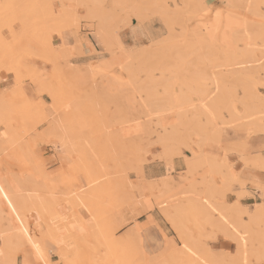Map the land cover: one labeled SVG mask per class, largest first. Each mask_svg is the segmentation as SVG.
<instances>
[{
    "label": "rangeland",
    "instance_id": "rangeland-1",
    "mask_svg": "<svg viewBox=\"0 0 264 264\" xmlns=\"http://www.w3.org/2000/svg\"><path fill=\"white\" fill-rule=\"evenodd\" d=\"M164 1L168 7H170L169 2L172 5L180 3L179 0ZM199 1L202 3V0ZM213 2L217 5H213L216 8L230 4L224 0H214ZM109 3L110 0H0V76H12L11 85L19 76L22 84L28 81L35 87L38 96L46 94L52 103L49 106L41 101L29 103L23 88H17L13 92H6L4 86L0 88V125L3 127L0 129V156L15 157L16 153H20L23 159L19 161L20 165L17 168L25 174L22 176L16 174L4 167L1 161L0 170L19 182L24 194L32 196L30 199L50 203L62 202L67 205L66 212L59 210V232L61 233L59 235L63 243L70 246L69 251L73 252V254L71 252L68 255L66 264H205L206 261L208 264H215L217 260L231 261L233 257H236L238 245H235L232 252L217 251L212 248L213 251H209L208 238L214 239L217 235H222L224 238L233 241L234 244L236 243L232 228H237L239 231L248 224L249 216L246 210L252 211L256 207L264 206V194L260 192L258 187L261 183L255 177L243 179L242 182L244 186L249 183L255 190H258V195L262 200L255 202L251 209L248 207L243 209L245 206L240 202L237 203V199L232 202L224 200L220 188L222 187L221 173H211L205 176L210 180L209 186L200 183L203 175H195L194 190H192L193 188L188 184V178L191 175L185 171V176H180L177 180L182 184L181 189L167 201L157 204L159 214L165 223H161V227L157 225L141 227L139 238H136L131 232L132 227L138 222L135 219L124 232L118 231V228L125 224L128 219L125 214L133 215V210L137 205L140 204L143 211L152 209L148 202L129 196L131 194L129 193L131 191V187L128 185V183L130 184L129 180L110 175L86 176L84 187V185L73 184L71 178L66 177L60 181V185L64 188L63 191L59 192V180H57L58 183L54 182V187H50V189L47 187V183L53 178L48 179L45 175L55 177L59 172L55 175L44 172L43 169L54 160L50 158L47 161L37 159L34 153L39 150L36 147L41 144L48 145L52 151L59 152L60 138H65L72 144V151H75L78 146L69 137L68 130L65 127L62 128L59 122V53L57 52L59 47L52 44L53 35L59 34L62 29L80 27V21H85L84 27L93 28L94 31L100 18L106 15L105 12H107L106 8L109 7ZM230 5L233 7L224 8L223 11L230 12L249 26L256 25L253 28L254 31L255 29L257 31L259 26L264 27V0H235L234 4ZM166 17L173 16L168 13ZM175 26L179 28V25L173 24V30L177 33ZM240 33L241 35L246 34L244 31ZM260 44H262V39L255 37L254 45ZM237 45H240V42H237ZM164 60L163 63L168 68L175 65V62L170 59ZM46 65H49L51 69L47 71ZM252 66V77L254 78L252 82H254L258 94L263 97L264 92L261 91V88L264 86L258 82L259 79H264V70L259 67L255 70V67ZM14 67L17 72H15ZM7 69H11V71ZM221 70L222 76L230 73L227 67H223ZM140 73H143L145 77V73L140 71L138 78ZM253 73L255 74L253 75ZM154 76L160 77L159 71L155 70ZM164 76L174 82L172 83V90L177 91V84L180 79L175 73L166 72ZM144 77L139 79L143 80ZM200 80L209 92L214 90L207 77ZM233 81L229 78L225 82L228 87L233 89L239 99L242 90L237 82ZM156 91L161 93L162 90L158 86ZM237 107L241 111L240 105L237 104ZM70 111L72 110L70 109ZM220 111L223 116L225 115L224 117H227V112L223 108H220ZM217 123L219 124V121ZM39 125H45V128L38 129ZM61 125L64 124L61 123ZM260 125H264V118L260 121ZM80 131L83 132L84 129H80ZM117 134L123 139L119 134V129ZM251 134L256 133L247 131L246 137ZM155 136V134L149 135L147 140L151 141L149 144H146L147 141L144 143L142 139L128 141L133 142L137 148L141 146V143H144L143 153H146L152 145L158 147L156 143L152 142ZM80 140L82 146L91 148L90 138L86 135L81 133ZM189 141L194 143L192 146L188 144L191 154H199L203 151L202 148L198 147L195 136L191 135ZM180 147L183 146L178 148L180 149ZM144 157L146 155L139 158L136 164L138 165ZM236 173L238 175V172ZM34 177L38 179L35 180ZM216 178H218L217 181ZM235 185L236 188H239L233 181L230 184L231 192L236 190ZM84 188L85 191L82 192L81 189ZM157 189L158 186L154 187V190L157 191ZM195 193L199 197H196ZM81 200L85 202L84 208L80 207ZM233 204H239L238 206L243 207L241 212L240 208L237 212L233 211L231 207ZM58 206L59 204H56L55 207ZM54 209L52 210L53 215L57 211ZM80 210L86 211L89 216L83 217ZM225 210H227L226 216L223 215ZM147 220L151 222L149 219ZM225 220L228 221L227 224L224 223ZM113 227L116 233H120L115 241L111 239ZM263 228L264 222L259 221L253 229V235L255 234L254 231L263 230ZM62 229L64 231H61ZM142 233L143 235H141ZM124 234H132L137 241L142 238L143 243L137 242L135 246L130 247L128 240L120 239V236ZM241 235H243V231ZM105 240H108L109 243L105 244ZM248 241V260L250 264H253V262H258L254 251L259 242L253 236ZM185 245L191 251H186ZM6 252L7 260L16 259L14 246L7 247ZM57 253L58 249L55 251V254ZM225 253L231 255H225ZM142 254L150 257H148L150 259L148 263L147 258H144ZM238 259L242 260L243 256L241 255Z\"/></svg>",
    "mask_w": 264,
    "mask_h": 264
},
{
    "label": "bare ground",
    "instance_id": "bare-ground-1",
    "mask_svg": "<svg viewBox=\"0 0 264 264\" xmlns=\"http://www.w3.org/2000/svg\"><path fill=\"white\" fill-rule=\"evenodd\" d=\"M224 1L234 4L235 0ZM179 2L168 7L164 0H110L109 7L106 8V15L100 18L94 28L95 34L111 57L125 53L127 62H136L135 64L129 62H126L127 64L125 62L95 64L91 65L90 69L104 75L107 78V88L116 89L115 93L121 95L122 104H125L128 112L127 119L119 128L120 136L126 140L142 139L145 143L150 134L156 135L152 142L160 147V152L158 154L151 153V157L162 159L167 173L157 179L148 180L145 178L141 166L149 160L146 156L136 167V172L139 175L138 180L136 178L135 183H128L129 187L133 189V193L131 192L129 196L148 202L150 207L167 201L181 189L182 184L174 181L171 177V159L180 154L179 146L189 148L188 140L191 135L197 138L198 147L203 148L208 142L216 143L220 140L218 138L223 133V127L236 126L249 133H264V125H260V121L264 118V96H260L255 89L251 68L252 65H255L252 66L255 67V70L257 67L264 70V27L259 26L257 31L256 29L254 31L253 28L256 25L249 26L228 11H223L221 19L217 22L214 14L206 16L197 7L201 3L199 0H179ZM120 13H123L122 16ZM168 13L173 17H166ZM229 14H231V20L228 18ZM132 16L136 21L143 20L144 23L136 22L137 25L143 27L151 18H157L161 22V27L157 34H150L148 45L137 46L136 49L131 50L123 48L118 31L131 24L130 17ZM173 24L179 25L180 29L177 33L173 30ZM146 30L147 28L145 32ZM242 31L246 34L241 35ZM255 37L262 39V44L254 45ZM237 42H240V45H237ZM114 48L118 49L117 54ZM257 56L259 57L257 58ZM256 58L257 60H255ZM164 59H170L175 62V65L168 68L163 63ZM114 66L126 72L125 80L120 81V77L113 74ZM223 67H227L230 71L229 75L222 76L221 69ZM155 70L159 71L160 77L154 76ZM140 71L145 73L143 80L138 78ZM166 72H174L180 79L177 91L172 90L174 82L166 79L164 76ZM204 77H207L213 86L212 92L203 86L200 79ZM229 78L231 81L237 82L242 90L239 99L225 82ZM233 82L232 85H234ZM258 83L264 86V79H259ZM16 84L17 79L13 85L5 84L4 88L13 92L17 89L14 88ZM158 86L162 90L161 93L156 91ZM237 104L242 108L241 111L238 110ZM220 108L227 112V117L222 115ZM140 116H144V121ZM75 118L82 123V116ZM82 124L84 125V123ZM244 140L246 139L244 138ZM149 142L151 143L149 140L146 144ZM242 147L243 145L240 144V151H243ZM72 149V144L68 140L59 139V151L68 153ZM245 156L253 167H261L260 153L252 157H249V154ZM184 164L186 166V170H184L191 175L188 178V184L193 188L192 190H194L195 175H203L200 183L209 186L210 180L205 176L211 173H221L222 196L225 197L227 192H231L230 184L234 181L233 172L235 169L230 171L226 168L224 156L218 161L212 155L209 156L201 151L199 154H191L186 157ZM243 165L245 166L244 162ZM199 169L201 170L198 171ZM59 174L61 173L55 177L45 175L48 179L53 178L47 183L49 189L54 187V182L59 180ZM157 186V191L152 193L154 187ZM0 189H2L0 191V253H2L0 264L8 261L5 257L7 247H16L18 244L31 247L28 245L27 237L20 231L21 227L27 230L34 242L41 244L43 238H48L56 246L58 253H63L67 259L72 251H69L70 246L65 245L59 235V206L55 207L59 203L30 199L32 196L24 194L19 182L1 170ZM194 195L199 197L197 193ZM238 205H231L232 210L237 212L240 208L241 212L243 207ZM52 208H55L54 211L57 210L54 215ZM245 208L247 206L243 209ZM246 211L249 221L242 227L243 234L246 232L248 240L253 236L259 242L254 251L255 257L259 261L264 253V228L254 231V235L253 229L259 221L264 222V206L261 205L252 211ZM226 214L227 210L223 211V215L226 216ZM146 219L154 221L151 214H147ZM142 226L144 225L136 222V225L132 227L131 232L136 238H139ZM142 255L147 258L148 263L150 257ZM33 257L36 258L34 250ZM40 264L43 262L40 261Z\"/></svg>",
    "mask_w": 264,
    "mask_h": 264
},
{
    "label": "crops",
    "instance_id": "crops-1",
    "mask_svg": "<svg viewBox=\"0 0 264 264\" xmlns=\"http://www.w3.org/2000/svg\"><path fill=\"white\" fill-rule=\"evenodd\" d=\"M169 3L171 6L172 3ZM213 5L217 6L214 2ZM122 14L123 13H120V16H122ZM134 21H136L135 18L133 16L130 17L131 24L124 26L118 31L123 48L132 50L136 49L137 46L145 47L146 44L148 45L150 34H157L161 27L160 20L153 17L146 23L145 27L147 30L145 32L146 28L137 25ZM85 24V21H80V27L76 28L74 26L72 28L62 29L59 34L53 35L52 38V44L59 47L57 51L59 53V122L62 128L65 127L68 130L69 137L74 140L75 144L78 146L75 151L67 153L63 151L54 152L48 145L41 144L36 147L39 151L37 152L35 150L36 152L34 154L36 158L41 161H47L49 158L54 160L43 170L45 173H50L52 175L58 172L61 173L59 174V192L64 189L60 185V181L66 177H70L73 184L78 186L84 185V187L86 185V176H119L127 179V181L129 180L130 184H133L136 182V178L138 180L139 177L136 172V163L138 159L144 155H146L149 160L141 166L143 176L148 180L157 179L167 173V171H165L166 167L164 161L159 157H151L152 154H158L160 152V147L152 145L149 148V153L147 152L146 154L143 153L144 143H141V146L137 148L133 142L121 139L118 136V129L121 126L120 123L127 119L128 111L124 106L125 104H122L121 95L115 93L116 89L107 88V78L98 71L90 69V66L95 64L126 63L127 56L125 53H119L118 56L111 57L106 51L103 43L93 31V28L84 27ZM175 30L179 31V28L175 26ZM114 50L116 54L119 52L117 48H114ZM105 59H108V61H105ZM102 60H104L103 63ZM129 63L135 64L136 62L131 61ZM45 68L47 71L51 69L49 65H46ZM112 72L114 75L120 77V81L126 79V72L120 70L117 66L112 68ZM143 77L144 74L140 73L139 78L142 79ZM12 81L13 78L10 75L0 76V88H2L5 83L11 84ZM23 85V91L29 103H39L41 101L46 104V106L52 104L46 94L38 96L35 87L28 81H25ZM70 109L72 111H70ZM76 113L78 114L76 115L77 117L82 116L84 118L83 121L80 120L84 125L75 118ZM140 118L143 121L145 119L144 116H140ZM67 122L68 124H65ZM61 123L64 125H61ZM38 127V129L42 130L45 128V125H39ZM223 128V133L218 138L220 140L216 142L217 144L215 142H208L203 146L202 149L204 153H207V155L209 154V156L212 155L216 160L220 161L221 158L223 159V151L220 147L222 139L235 144L238 141L244 140V138L250 146V151H245V155L249 154V157H252L255 154L261 153V148L264 147V133L251 134L246 137V131L243 129L235 128L234 126ZM0 129H3L1 125ZM80 129H84V131L81 132ZM81 133L90 138L91 148L82 146V141L80 140ZM188 144L192 146L194 143L189 141ZM134 149L136 150V154ZM179 151L180 154L171 159L172 170L170 173L174 181H177L180 176H185V158L189 157L191 154L190 150L185 147H180ZM237 153L238 152H229L228 161L233 165L234 171L238 172L239 175L241 169L245 166L243 165L240 155ZM22 159L23 156L20 155V153H16L15 157L0 156V161L4 167L21 176L25 173H21L22 171L17 167L20 165L19 161ZM236 165H239V167H236ZM249 165L248 171L244 173V179L247 180L255 177L260 183L264 182V172L261 171V167ZM217 180L218 178H216V181ZM238 190L239 188H236L235 191L227 192L224 200L226 202L235 201L237 199ZM245 190L251 194L240 196L239 202L251 209L253 204L261 201L262 198L258 195V190H255L249 183L245 184ZM131 192L133 193L132 189L129 193ZM155 192L156 190L153 189L152 193ZM153 207L151 210L143 211L141 205H137L133 210V215L129 216L125 214V217L128 219L125 224L118 228V231L121 232L122 228L124 232L125 229L131 226L133 219L144 226L157 225L161 227V223H165V221L159 214L158 205L154 204ZM66 208L67 205L65 203H59V210L66 212ZM80 211L83 217L89 216L86 211ZM148 213L151 214L154 220L153 222H149L146 219ZM144 226H142V228H144ZM41 244L43 248H45V246H50L57 251L55 245L48 239H43ZM208 246L214 250L225 252H232L235 249L233 241L224 238L222 235H217L214 239L209 241ZM16 258L22 260L23 254L21 253L20 256H16ZM32 259L35 258L32 256Z\"/></svg>",
    "mask_w": 264,
    "mask_h": 264
},
{
    "label": "snow or ice",
    "instance_id": "snow-or-ice-1",
    "mask_svg": "<svg viewBox=\"0 0 264 264\" xmlns=\"http://www.w3.org/2000/svg\"><path fill=\"white\" fill-rule=\"evenodd\" d=\"M197 7L206 16H211L212 14H214L216 21L219 22V20L221 19L223 15L224 8H232L233 6L229 4V5H222L220 8H216V7H213V0H202V3L197 5ZM228 18L229 20H231V14H229ZM135 22L144 23L143 20L134 21V23ZM7 70L11 71V69H7ZM23 87L24 85L22 84L18 76L17 84L14 86V88L22 89ZM5 91L7 92L8 89H5ZM261 91L264 92V88H261ZM240 144L243 145L244 151H240L239 149ZM220 147H221V150L223 151L224 165L226 166L228 170L231 171L233 169V165L228 161L229 151L238 152V154L241 157V160L245 164V167L241 169L239 175L233 172L234 181L239 186V190L237 192V203H239L240 196H247L251 194L250 192L245 190L244 183L242 182L244 179V173L247 172L250 167L249 162L247 161L245 154H244L245 151H250V146L248 145L246 140H241L233 144V143H229L222 139ZM261 157L262 159H261L260 166H261V171L264 172V147L261 148ZM236 167H239V165H236ZM89 187H91V184H89ZM259 189H260V192L264 194V182L260 184ZM0 191H2V189H0ZM81 191L83 192L85 191V189H81ZM5 199H7V197H5ZM205 203L207 202L205 201ZM84 204L85 202L81 200L80 207L84 208ZM13 210L15 211V209ZM17 219H19V217H17ZM221 219H223V217H221ZM224 223L227 224L228 221L225 220ZM229 227L232 228L231 225H229ZM20 231L24 233V235L27 237L28 245H30L31 247L29 248L27 245H24V246H21L19 244L16 245L14 255L19 257L20 254L22 253L23 259L22 260L19 258L11 259V260L3 262V264H40V261H42L43 264H66V258L63 255V253H57L54 255V252H55L54 248L50 246H45V248H42L40 243L34 242L32 240L31 235L28 234L26 229L21 227ZM61 231H64V230L62 229ZM242 231L243 229H240L238 231L237 228H232V232L235 233V242L238 245L237 251H236V257H233L231 261H216L215 264H250L248 260V255H249L248 234L245 232L243 235H241ZM121 232H123L122 228H121ZM117 235L119 234L115 232V228L113 227L111 230V239L115 241ZM141 235H143V233ZM120 239L128 240L130 247L135 246L137 242L143 243L142 238L139 241H137L136 239L133 238L132 234L121 235ZM211 239L212 237L208 238L209 241H211ZM108 243L109 241L105 240V244H108ZM33 250H34L35 257H36L35 259H32ZM185 250L191 251V249H189L187 245H185ZM209 251H211V248H209ZM192 254L195 255V253H192ZM0 255H2V253H0ZM225 255H231V254L225 253ZM241 255L243 256L242 260L238 259V257H240ZM205 264H208V262L206 261ZM253 264H264V253H262L260 260L258 262H253Z\"/></svg>",
    "mask_w": 264,
    "mask_h": 264
}]
</instances>
